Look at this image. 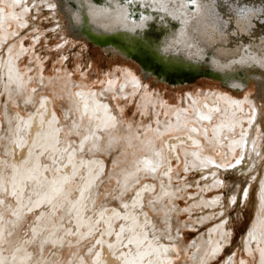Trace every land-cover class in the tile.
<instances>
[{"label": "bare ground", "instance_id": "1", "mask_svg": "<svg viewBox=\"0 0 264 264\" xmlns=\"http://www.w3.org/2000/svg\"><path fill=\"white\" fill-rule=\"evenodd\" d=\"M13 1L25 11L59 7L67 22L64 31L134 60L146 77L155 75L160 81L176 85L204 76L235 91L250 83L264 91V0ZM55 19L59 21V17ZM64 31H58L57 36H65ZM16 60L11 56L6 68L3 61L0 63L2 75L7 78L4 94L29 115L23 117L19 111L13 112L11 103L2 108L5 121L0 119V158L7 160L0 159V264H31L32 252L28 248L34 245L41 251L50 245L64 254L54 261L60 264H173L171 253L182 242L172 234L174 223L153 218L148 211L153 207L156 214L159 210L156 205L163 202L168 189L149 198L156 192V186L150 183L123 201L137 180L146 174H158L165 150L149 141L159 151L155 153L149 148L148 153L158 159L147 153L137 161L134 158L129 161L133 162V166L127 163L129 169L120 168V161L111 158L110 162L120 170L115 174V184H109L108 192L103 194V184L108 180L103 176L113 173L108 170L109 161L93 155L105 154L103 148L107 143L113 149L119 147L120 138L115 137L118 119L110 103L105 101L111 89H105L101 100L95 93L83 90L71 98L67 91L68 108L64 113L71 123L64 125L47 96L34 94L25 98L26 87ZM123 78L120 92L117 90L129 98L134 93L132 87L140 85V81L129 75ZM199 94V97L190 94L184 98V105L176 115L175 125L179 130L188 131L187 108L192 107L198 123H217L216 139L227 140L231 151L246 150L253 145L254 141L249 143V138L239 141L230 138L236 132H243V125H246L245 132H249L254 123V116L243 100L211 91ZM158 99L142 97L143 108L155 107ZM190 128L198 133L197 128ZM69 134L79 139L74 146L66 138ZM196 139L187 133L177 141L166 143L168 159H172L178 145L199 146L200 141ZM128 144L134 145L130 140ZM191 156L207 171V185L212 184L218 178L215 170L220 167L196 150ZM263 189L264 179L258 195L261 205L257 203L255 226L247 239L250 247L251 243L255 246L259 243V237L264 239V232L259 228L264 231ZM75 194L77 197L73 199ZM203 194L198 204L209 206ZM210 205L213 209L216 203ZM65 206L66 214L74 223V228L69 230L60 221L58 225L50 224ZM88 211L93 214L90 218H86ZM30 221L34 225L31 237L19 235L15 242V235ZM49 227H53L55 234L40 237V231ZM58 232H63V237H58ZM73 239L76 240L73 242ZM223 241L225 236L217 226L194 256V264L209 261L219 252ZM194 246L201 247L200 243ZM260 257L264 264V249Z\"/></svg>", "mask_w": 264, "mask_h": 264}, {"label": "rangeland", "instance_id": "2", "mask_svg": "<svg viewBox=\"0 0 264 264\" xmlns=\"http://www.w3.org/2000/svg\"><path fill=\"white\" fill-rule=\"evenodd\" d=\"M39 8L40 10L32 8L25 11L24 7L15 4L13 0H0V63L3 61L6 68L11 56L16 58L18 73L26 87L25 98L34 94L47 96L52 100L55 113L64 125L71 123L64 113V109L68 108L67 91L71 98H75L77 92L83 90L89 94L95 93L101 100L105 89H111L106 95L107 99L103 100L110 103L112 112L118 119L119 130L116 131L115 137L120 140L117 149H113L107 143L103 148L105 154L93 155L109 161L108 170L113 173L107 172L108 174L103 176V179H108V183L103 184L102 193L108 192L109 184H115V174L119 172V167L128 168L127 163L130 165L133 163L129 161L133 158L136 161L142 158L148 153L149 148L155 153L159 151L154 144L149 145V141H153L165 150L163 165L156 176L146 174L137 180L138 182L132 185L131 192L123 198V201H127L132 193L135 194L137 190L150 183L156 186V192L154 195H149V198L157 196L162 189H168L169 194L163 197L162 203L156 205L159 208L156 214L153 212V207H149L148 211L153 218L158 217L174 223L172 234L182 242L175 246L171 253L173 264H194V256L205 246L207 235L212 234L217 226L222 230L225 241L221 243L219 252L211 256L205 264H262L260 254L264 249V239L259 237V243L256 246L251 243V247L247 239L255 226L257 203L261 205L258 195L264 179V91H259L253 83L240 91H235L217 80L205 77H197L191 82L176 85L160 81L155 75L147 74L146 77L134 60L96 47L87 40L75 38L74 35L64 31L67 22L59 7L56 10L48 7ZM190 10L192 12L193 8ZM54 15L59 17V21ZM57 22L58 27H56ZM62 30L65 36H57L58 31ZM125 75L133 76L134 80L140 81V85L132 87L135 94L133 93L134 95L129 98L124 97L123 91L119 93ZM6 79L0 69V119L3 123L5 117L2 108L7 103H11L13 112L19 111L23 117L29 115L25 109L17 106L13 99L11 101L7 99L4 94ZM200 91L223 93L231 99L243 100L244 106L250 109L254 116V123L249 132H245L246 125H243V132L238 130L239 133L236 132L230 138H236L238 141L249 138L247 139L249 143L254 141L251 147L246 150L231 151L227 140L217 141L215 134L217 123L214 121L198 123L194 120L192 107L187 108L185 124L188 131L179 130L175 125L177 111L184 105V98L190 94L199 97ZM147 96L159 98L155 107L152 105L148 109L143 108L141 98ZM84 124L88 125L86 121ZM190 127L197 128L198 133H193ZM187 133L197 138L200 145H178L176 153L169 160L166 143L177 141ZM66 138L71 140L73 146L76 141L79 142L78 138L70 137V134ZM129 140L132 145L134 144L133 146H129ZM194 150L215 161L220 167L215 170L218 172V178L210 185H207L205 180L207 171L200 168L191 156ZM151 154L154 159H158L153 153H148L147 156L151 157ZM111 158L120 161L119 167H116L114 162H110ZM0 159L7 160L5 157ZM202 194L209 206L198 204ZM76 197L77 194L73 199ZM102 198L103 196L100 202ZM211 202L216 203L213 209ZM66 211L67 206L56 214L50 224L58 225L60 221L66 229L74 228V223ZM92 215V212L88 211L86 218ZM32 227H34L32 221L23 226L21 232L15 235V242L18 241L19 235L23 238L31 237ZM259 228L264 232L262 227ZM53 234H55L53 227L40 231V237L44 238ZM63 235V232L57 233L58 237ZM196 243H200L201 247L194 246ZM10 250L12 247L8 251ZM28 251L32 252L31 264H60L54 261L62 253L56 252L50 245L43 251L38 245H34L28 248ZM68 257H71V253Z\"/></svg>", "mask_w": 264, "mask_h": 264}, {"label": "water", "instance_id": "3", "mask_svg": "<svg viewBox=\"0 0 264 264\" xmlns=\"http://www.w3.org/2000/svg\"><path fill=\"white\" fill-rule=\"evenodd\" d=\"M202 77H204V76H202ZM193 81V80H192ZM189 82H191V81H189ZM168 83V82H167ZM169 84H174V83H169ZM181 84H183V83H181Z\"/></svg>", "mask_w": 264, "mask_h": 264}]
</instances>
